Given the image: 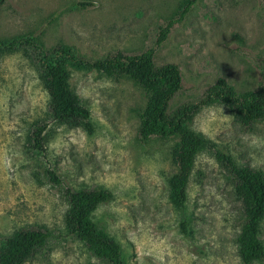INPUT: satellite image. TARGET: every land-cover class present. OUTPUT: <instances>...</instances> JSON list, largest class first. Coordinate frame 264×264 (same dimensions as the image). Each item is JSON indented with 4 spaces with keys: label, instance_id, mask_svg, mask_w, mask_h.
<instances>
[{
    "label": "rangeland",
    "instance_id": "374dc122",
    "mask_svg": "<svg viewBox=\"0 0 264 264\" xmlns=\"http://www.w3.org/2000/svg\"><path fill=\"white\" fill-rule=\"evenodd\" d=\"M180 0H4L0 40L33 37L44 51L64 45L83 61L140 53L180 17ZM0 59V248L26 228L50 239L25 264H102L65 228L66 190L101 189L112 198L93 217L119 243L125 264H243L237 237L242 205L219 155L264 173V119L239 122L225 106L201 109L190 128L213 146L196 159L184 209L171 198L173 140L139 135L147 96L133 81L67 64L70 89L88 122L59 125L41 85L35 52ZM155 63H175L183 84L170 111L196 104L218 78L236 91L264 86V0H198L157 49ZM41 130L43 151L34 148ZM53 172L59 183L50 181ZM189 231L184 233L182 223ZM264 245V221L260 227ZM253 264H264L255 262Z\"/></svg>",
    "mask_w": 264,
    "mask_h": 264
},
{
    "label": "trees",
    "instance_id": "16d2710c",
    "mask_svg": "<svg viewBox=\"0 0 264 264\" xmlns=\"http://www.w3.org/2000/svg\"><path fill=\"white\" fill-rule=\"evenodd\" d=\"M4 0H0V4ZM198 0H180V17L170 20L158 30L152 47L136 54L116 52L94 62L83 61L72 48L59 45L44 51L33 37H13L0 40V59L4 55L34 50L36 71L43 88L53 104L55 121L61 126L77 127L90 119L89 110L72 92L68 82L67 64L88 67L116 78H127L139 86L147 96L140 114L139 135L142 141L151 138L173 140L171 158L177 171L168 179L174 205L184 209L188 202L189 187L199 154L211 148L212 142L203 133L190 128L193 117L203 108L225 106L244 125L264 119V86L253 90L236 91L225 78H218L209 85L196 104H187L170 111L174 96L182 90L183 76L175 63L157 65V49L167 40L176 21L188 13ZM34 148L43 151V136L36 129ZM233 176L234 196L242 205V227L237 237L238 253L243 264L264 260V245L260 227L264 221V173L247 166H238L230 157L219 155ZM53 183H59L53 172H47ZM68 209L65 214L67 233L77 239L88 253L102 264H125L119 243L93 217V212L109 202L112 195L104 190H66ZM182 230L189 231L187 222ZM50 232L45 227L23 229L5 239L0 248V264H25L33 254L42 250Z\"/></svg>",
    "mask_w": 264,
    "mask_h": 264
}]
</instances>
